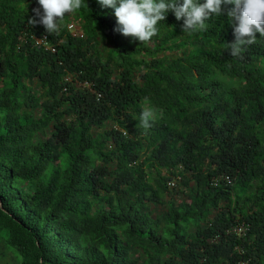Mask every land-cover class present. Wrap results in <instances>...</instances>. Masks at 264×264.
<instances>
[{"label": "trees", "instance_id": "16d2710c", "mask_svg": "<svg viewBox=\"0 0 264 264\" xmlns=\"http://www.w3.org/2000/svg\"><path fill=\"white\" fill-rule=\"evenodd\" d=\"M84 3L48 35L0 0V264H264V37L233 57L227 5L143 44Z\"/></svg>", "mask_w": 264, "mask_h": 264}, {"label": "clouds", "instance_id": "9594fccd", "mask_svg": "<svg viewBox=\"0 0 264 264\" xmlns=\"http://www.w3.org/2000/svg\"><path fill=\"white\" fill-rule=\"evenodd\" d=\"M103 8L115 10L117 26L114 31L139 40L151 42L160 33L159 24L172 12L183 20V32L192 34L207 31L208 21L214 16L225 14L233 24L234 41L225 44L233 57L242 56L247 48L257 41V33L264 37V0H98ZM40 7L33 9L34 15L28 23L35 27L42 24L48 35H59L67 15L87 8L84 0H38ZM42 9V11H41ZM140 126L145 130L152 127L156 118L155 108L149 106L148 98L141 104Z\"/></svg>", "mask_w": 264, "mask_h": 264}, {"label": "built area", "instance_id": "2783aa9c", "mask_svg": "<svg viewBox=\"0 0 264 264\" xmlns=\"http://www.w3.org/2000/svg\"><path fill=\"white\" fill-rule=\"evenodd\" d=\"M69 30L72 32V34H73L74 36L83 37V35H82L81 32L79 31V29L76 28V26H74V25H70V26H69ZM45 40H46V37H44V38L38 40V44L43 45V46H47ZM47 48H48V47H47ZM51 50H52V51H55L53 48H51ZM176 184H177V181H176V180L170 181V182H169V187L174 188V187L176 186ZM248 229H249L248 226H246V225H240V224H239V225L235 226V227L233 228L232 231H233L234 233H236L237 235H239V236H243V235L246 234V232H247Z\"/></svg>", "mask_w": 264, "mask_h": 264}, {"label": "rangeland", "instance_id": "374dc122", "mask_svg": "<svg viewBox=\"0 0 264 264\" xmlns=\"http://www.w3.org/2000/svg\"><path fill=\"white\" fill-rule=\"evenodd\" d=\"M178 185H179V183H178ZM178 185H176L175 187L178 190H183V187L181 185H179V186ZM176 201H177V204L178 205H182L183 203H186L188 201V194H187V192L186 191L181 192L177 196ZM155 210H156V212L161 213L163 211V207L162 206L161 207H156ZM4 261L7 262V263H9V262L12 263V259L10 257H5L4 258Z\"/></svg>", "mask_w": 264, "mask_h": 264}]
</instances>
